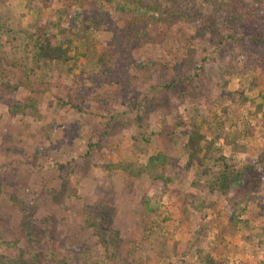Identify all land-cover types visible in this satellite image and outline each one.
<instances>
[{"label":"rangeland","instance_id":"rangeland-1","mask_svg":"<svg viewBox=\"0 0 264 264\" xmlns=\"http://www.w3.org/2000/svg\"><path fill=\"white\" fill-rule=\"evenodd\" d=\"M183 1L180 9L188 21L173 24L167 32L170 40L147 44L136 53L143 61L157 62L158 68L156 78L140 92L150 111L146 143L133 142L140 131L135 119L142 112H132L126 103L115 106L112 117L94 101H87L82 111L68 106L57 111V97L66 100L64 87L73 85V75L61 65L54 70L56 87L46 93L33 94L24 87L15 93L0 90V257L22 255L31 262L37 256L39 264H205L201 256L210 252L217 264H264V122L254 114L263 104L264 75L238 45L216 53L218 38L212 30L201 32L205 19L222 20L219 0ZM174 3L103 0L101 8L124 34L123 19L138 15L161 20V29H167ZM35 5L0 0V73L12 84L18 81L13 65L23 57L14 55L15 33L34 31L57 8L55 3L48 9ZM103 29L93 34L90 47L77 45L73 56L79 57L69 65H77L76 70L97 67L109 38L107 27ZM243 38V47H250L245 32ZM211 52L210 81L200 94L195 83L163 87L184 78L192 61L200 64ZM165 64L174 69L169 75ZM226 80L228 88L243 92L249 102L227 94ZM9 99L34 100L39 114L13 115ZM192 119L208 140L220 144L235 125L245 131L241 149L227 147L225 154L240 172L252 167L262 182L257 193L237 198L211 194L201 170L186 169L181 146L188 129L177 125ZM99 142L102 148L88 158L90 145ZM161 152L168 158L163 174L171 180L166 184L148 175L132 183L123 172L108 168L119 163L142 167Z\"/></svg>","mask_w":264,"mask_h":264},{"label":"trees","instance_id":"trees-1","mask_svg":"<svg viewBox=\"0 0 264 264\" xmlns=\"http://www.w3.org/2000/svg\"><path fill=\"white\" fill-rule=\"evenodd\" d=\"M29 1L34 5V9L36 8L35 4L48 9L53 3L57 8L45 22L35 25L34 31L23 30L15 33L18 38L12 39L15 41L14 55L23 56L13 65L12 74L18 81L12 84L13 79H6L2 72L0 73L2 76L0 77V90L15 93L24 87L33 94L46 93L56 87V83L53 81L54 70L57 65H61L67 69L69 74L73 75V85L64 87L68 89L66 100L57 97V111L67 106L82 111V107L87 101H94L112 117L114 107L126 103L132 112H142L135 119L140 131H138V135L132 137L133 142L139 143L141 140L143 143L148 142L143 138L150 125V111L146 106L147 100L140 98V92L149 81L156 78L158 68L157 62L154 60L143 61L136 56V53L147 44L161 45L170 40L171 36L167 32L173 24L177 21H188L186 12L180 9L182 8L181 2L172 0L175 3L168 14L170 21L166 25L167 29H161V25H159L161 20L155 21L153 17L138 15L133 19H123L126 29V33L123 34L114 24H110L108 14L101 8L103 0ZM216 6L224 14L222 20L220 21L218 17L207 18L199 26L202 33L212 30L218 38L213 51L216 53L222 51L221 54H225L231 45H238L241 54L248 60H253L254 69L264 75V0H219ZM30 9L32 10V8ZM104 27L108 29L109 38L102 53L97 56V67L92 68L84 65L80 70H76L77 65H69L70 62H77L76 58L78 59L79 56H73V52L78 51L77 45L85 44L90 47L93 34L101 33ZM244 32L245 37L247 36L248 41L252 43L250 47H243ZM143 36H146L147 39H143ZM212 54L213 52L209 53V56L200 64H195L192 61V65L185 75L186 78L184 76L178 80H171L163 87L172 89L174 85L179 86L187 82L194 85L195 83L198 86L194 88L195 92L200 94L202 87L206 86V80L210 81L206 70L213 60ZM163 69L167 75L174 70L169 64H165ZM192 69L194 73L190 72ZM226 74L230 79L233 76L229 71H226ZM229 85L227 80L223 84L227 94L238 96V99L243 102H249L243 92L236 89L231 90L228 88ZM6 102L13 115L34 116L39 114L37 102L34 100L19 102L9 99ZM254 114L259 115L264 122V96L263 104L256 108ZM246 124H248L247 121H243V126H247ZM177 126H184L188 129L187 141L181 146L186 159V169L191 170L197 167L201 170V177L205 178L209 193L220 192L225 196L232 195L233 198H237L241 195L258 192L262 182L258 175L254 174L252 167L247 166L244 172H240L236 163L225 154L227 147L232 152L241 149L240 146H243L241 139L245 137V131L236 129L235 125L234 128L229 129L220 144L215 140H208V133L204 132L203 127H199L193 119L187 122L178 121ZM139 135L140 139L136 137ZM217 140L222 139L218 137ZM99 144L90 145L86 154L88 158L91 157L94 149L102 148V145ZM167 163V155L161 152L151 156L148 163L142 167L130 163H119L108 168L123 172L132 183L148 175L154 182L161 181L166 184L171 180L163 174ZM235 212L236 210L232 208L231 220H235ZM32 257L33 259H29L32 261L28 262L22 255L13 259L1 256L0 264H39L37 256ZM201 259L205 264H217L215 257L210 252L206 253L204 257L201 256ZM55 262L56 264H67L65 260H55Z\"/></svg>","mask_w":264,"mask_h":264}]
</instances>
